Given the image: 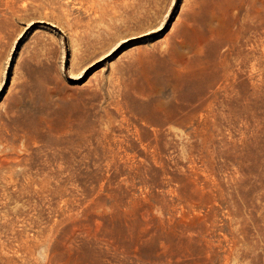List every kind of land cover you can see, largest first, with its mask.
<instances>
[{
  "label": "rangeland",
  "instance_id": "obj_1",
  "mask_svg": "<svg viewBox=\"0 0 264 264\" xmlns=\"http://www.w3.org/2000/svg\"><path fill=\"white\" fill-rule=\"evenodd\" d=\"M29 1L0 0V264H264V0Z\"/></svg>",
  "mask_w": 264,
  "mask_h": 264
},
{
  "label": "bare ground",
  "instance_id": "obj_2",
  "mask_svg": "<svg viewBox=\"0 0 264 264\" xmlns=\"http://www.w3.org/2000/svg\"><path fill=\"white\" fill-rule=\"evenodd\" d=\"M20 1H21V3L18 5L19 11L27 12L28 8L31 6L30 1L29 0H20Z\"/></svg>",
  "mask_w": 264,
  "mask_h": 264
}]
</instances>
